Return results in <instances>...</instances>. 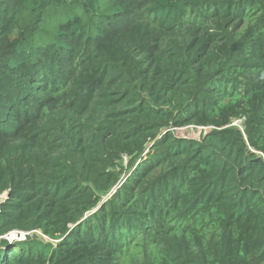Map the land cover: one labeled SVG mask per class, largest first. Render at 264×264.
Returning a JSON list of instances; mask_svg holds the SVG:
<instances>
[{"label": "trees", "instance_id": "obj_1", "mask_svg": "<svg viewBox=\"0 0 264 264\" xmlns=\"http://www.w3.org/2000/svg\"><path fill=\"white\" fill-rule=\"evenodd\" d=\"M4 192L0 264H264V0H0Z\"/></svg>", "mask_w": 264, "mask_h": 264}, {"label": "rangeland", "instance_id": "obj_2", "mask_svg": "<svg viewBox=\"0 0 264 264\" xmlns=\"http://www.w3.org/2000/svg\"><path fill=\"white\" fill-rule=\"evenodd\" d=\"M239 122H236L235 124L238 125ZM208 132V129H202V128H195V127H184V128H179V129H174L173 133L177 138H182V139H192L198 141L200 139V136L202 134H205ZM127 164V159H124L123 165L125 166ZM7 235V239L10 241H18V240H23L20 239L19 235L16 236L18 239L15 238V234ZM143 245L142 244H137L135 245H130L129 247L126 248L124 254L121 256L119 264H132L135 260L141 258L142 254L141 252L143 251ZM146 250H154V246L148 245L146 247Z\"/></svg>", "mask_w": 264, "mask_h": 264}, {"label": "built area", "instance_id": "obj_3", "mask_svg": "<svg viewBox=\"0 0 264 264\" xmlns=\"http://www.w3.org/2000/svg\"><path fill=\"white\" fill-rule=\"evenodd\" d=\"M236 122H239V121H235L233 124L236 125V124H235ZM202 129H205V128H202ZM6 195H7L6 192L0 194V204L5 200ZM12 234H15V235H14L15 238H16V236L19 235L20 239H24V236H25V234H22V233H19V232H11V233H8L7 235H11V236H13ZM7 235H5V236H3V237H0V239H2V238L7 239ZM16 239H18V237H17ZM7 240H8V239H7Z\"/></svg>", "mask_w": 264, "mask_h": 264}, {"label": "clouds", "instance_id": "obj_4", "mask_svg": "<svg viewBox=\"0 0 264 264\" xmlns=\"http://www.w3.org/2000/svg\"><path fill=\"white\" fill-rule=\"evenodd\" d=\"M22 234H26V233H22Z\"/></svg>", "mask_w": 264, "mask_h": 264}]
</instances>
